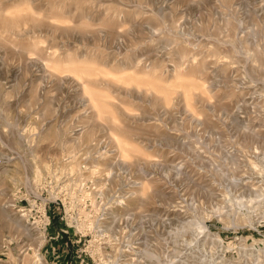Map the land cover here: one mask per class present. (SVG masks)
I'll list each match as a JSON object with an SVG mask.
<instances>
[{
	"label": "rangeland",
	"instance_id": "374dc122",
	"mask_svg": "<svg viewBox=\"0 0 264 264\" xmlns=\"http://www.w3.org/2000/svg\"><path fill=\"white\" fill-rule=\"evenodd\" d=\"M263 195L264 0H0V264H264Z\"/></svg>",
	"mask_w": 264,
	"mask_h": 264
},
{
	"label": "bare ground",
	"instance_id": "6f19581e",
	"mask_svg": "<svg viewBox=\"0 0 264 264\" xmlns=\"http://www.w3.org/2000/svg\"><path fill=\"white\" fill-rule=\"evenodd\" d=\"M235 45V44H234ZM248 60V59H247ZM76 72V71H75ZM126 155H127V153H126ZM254 166V165H253ZM257 167V166H256ZM39 171V170H38ZM37 171V174L39 175L40 173ZM38 178V177H37ZM234 179V178H233ZM234 181V180H233ZM241 182V181H240ZM260 188V187H259ZM255 189H257V188H253V190H254V194L256 193V191H255ZM252 191V190H251ZM260 192H261V194H263L262 193V191L261 190H259V194H260ZM250 193V192H249ZM257 193V194H258ZM256 195V194H255ZM254 195V196H255ZM264 196V195H263ZM262 196V197H263ZM240 200V199H239ZM9 220L13 223V224H15V225H17L18 227H21L22 225H21V222H20V220H17V219H11V218H9ZM199 224V223H198ZM190 226V225H189ZM201 227V226H200ZM202 229H203V226L201 227ZM153 253V252H152ZM150 256V255H149ZM151 257V256H150Z\"/></svg>",
	"mask_w": 264,
	"mask_h": 264
},
{
	"label": "built area",
	"instance_id": "2783aa9c",
	"mask_svg": "<svg viewBox=\"0 0 264 264\" xmlns=\"http://www.w3.org/2000/svg\"><path fill=\"white\" fill-rule=\"evenodd\" d=\"M42 214L44 215L43 216L44 218L42 217V220L41 221H43L45 223L46 228H47V226L50 224V217L49 216H46V212L45 211Z\"/></svg>",
	"mask_w": 264,
	"mask_h": 264
}]
</instances>
